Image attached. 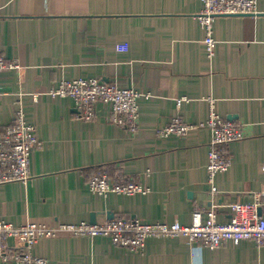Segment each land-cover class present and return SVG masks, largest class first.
<instances>
[{
	"label": "crops",
	"instance_id": "1",
	"mask_svg": "<svg viewBox=\"0 0 264 264\" xmlns=\"http://www.w3.org/2000/svg\"><path fill=\"white\" fill-rule=\"evenodd\" d=\"M201 7V0H0V56L19 65L0 70V131L20 100L42 140L30 179L0 184V218L51 225L94 214L189 224L195 208L215 206L224 221L229 203L256 193L264 208V0L258 14L215 17L211 58L196 17ZM79 76L149 94L138 98L135 129L112 123L102 103L84 120L71 97L48 93ZM210 108L245 133L228 145L231 165L215 175V192L206 169L210 130L158 132L172 116L205 121ZM99 169L147 191L93 192L87 179ZM30 251L49 264H264V245L252 240L210 248L182 235L150 236L133 253L107 235L61 234L37 239Z\"/></svg>",
	"mask_w": 264,
	"mask_h": 264
},
{
	"label": "built area",
	"instance_id": "2",
	"mask_svg": "<svg viewBox=\"0 0 264 264\" xmlns=\"http://www.w3.org/2000/svg\"><path fill=\"white\" fill-rule=\"evenodd\" d=\"M202 7L197 19L204 30L203 42L206 54H214V19L225 14L254 15L260 13L258 0H201ZM16 61H7L0 56V70L18 68ZM48 93L52 97H71L80 118L92 120L97 116L96 106L104 104L109 112L108 119L118 125L135 129L138 117V98L149 96L132 86L119 87L115 83L104 82L97 77L79 76L62 79L52 86ZM36 98V94L33 95ZM185 97L177 100L180 104ZM195 127H206L211 132L207 154V181L211 192L216 191L215 175L227 171L231 165L228 145L245 137L243 125L234 123L210 108L208 117L199 123H189L180 116H172L158 132L162 136L170 134L184 135ZM42 146L33 123L27 121L20 100L17 101L12 122L0 131V184L9 182H27L31 174L29 161L34 149ZM264 169V166H263ZM123 176L111 174L99 169L89 175L87 185L93 192L107 194L117 192L133 194L146 192L141 183L123 179ZM260 196L255 194L252 201H235L228 204L230 214L227 220L216 218L215 206L206 209L195 208L189 224L173 222H144L140 219H127L115 216L103 221L58 222L46 224L27 221L16 225L0 218V259L12 260L16 264H49L44 257L34 255L30 246L39 238L57 237L61 234L71 236L107 235L111 242L124 247L129 252H143L146 240L150 236H185L191 242H199L210 248L219 247L227 242L238 243L249 239L257 246L264 245V208ZM13 244H9V240ZM18 246H23L19 249Z\"/></svg>",
	"mask_w": 264,
	"mask_h": 264
},
{
	"label": "water",
	"instance_id": "3",
	"mask_svg": "<svg viewBox=\"0 0 264 264\" xmlns=\"http://www.w3.org/2000/svg\"><path fill=\"white\" fill-rule=\"evenodd\" d=\"M259 212H261V209L259 208ZM90 222H96L95 220V217H94V214H91V217H90Z\"/></svg>",
	"mask_w": 264,
	"mask_h": 264
}]
</instances>
